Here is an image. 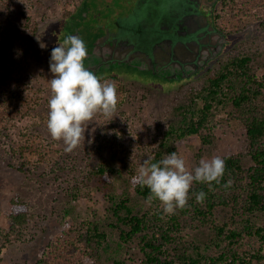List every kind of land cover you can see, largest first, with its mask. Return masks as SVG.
I'll return each mask as SVG.
<instances>
[{"label":"rangeland","instance_id":"obj_1","mask_svg":"<svg viewBox=\"0 0 264 264\" xmlns=\"http://www.w3.org/2000/svg\"><path fill=\"white\" fill-rule=\"evenodd\" d=\"M146 1H142L143 4L151 3V8L166 5V0ZM82 2L37 0L31 6L22 1L16 3L13 24L17 25L19 19H25L28 13L31 29L27 27V36L19 35L27 46V55L13 64V77L8 78V85H0L3 93L0 96L20 111L0 134V226H9L7 214L11 209L10 200L15 196H20L29 204L32 218L25 228L27 241H17L5 248L0 264H35L47 245L64 231L84 220L96 219L102 222L107 232V243L100 252L97 264H116L117 261L141 264L139 249L135 245L121 247L119 230L108 226L115 222L107 217L113 199L130 197L136 211L148 208V202L134 192L133 176L139 174V168L147 157H152L153 162L157 155L161 154L160 159H163L170 154L165 152L164 133L172 125L179 124L181 117L177 109L192 102L195 93L201 90L207 78L223 61L241 54L250 55L257 76L264 82V27L253 18L227 22L224 32L231 38L228 47L217 60L205 65L198 73L180 80L165 79L155 74V68L145 67L146 61L207 62L211 55L203 57L202 53L205 41L213 33V28L211 32L198 22V11H193L194 19L190 23L181 16L186 10L178 11L167 21L158 17L146 26H151L152 30L163 28V35L157 34L160 37L157 43L143 37L139 55L141 61L139 58L128 60L120 67L123 75L117 81H113L110 75L101 77L102 82L124 85V100L114 112L107 115L97 112L92 120L84 122V136L75 148L66 151L63 141L53 139L47 130L48 100L51 96L49 79L52 78L49 58L52 48L58 44L57 33L66 28L64 18L78 10ZM97 3V0H85L86 7H95ZM121 5L120 0H110V8L104 7L99 12L100 17L112 14V9L117 10ZM221 5L222 0L216 11ZM141 8L144 10V7ZM164 12L159 10L160 15L164 16ZM34 28H37L35 33L31 32ZM97 32L100 33L95 37L102 35L101 31ZM221 37L210 38L212 41L217 39L218 45H213L214 48L227 44L225 36ZM41 43L46 47L42 49ZM123 48L139 50L128 42ZM166 51L169 52L165 54ZM122 54L120 51L117 55ZM154 55L161 60L150 58ZM197 102L201 105L200 100ZM214 124L215 140L208 146L203 145L197 136L177 142L168 139V147L176 148L178 156L185 160L187 171L197 167L202 158H224L246 152V131L240 122L231 119L226 112H220ZM27 143L46 148V161L36 164V154L32 151L22 155L20 150ZM99 164H108L117 170L110 186H105L91 173ZM75 186L79 187L77 191ZM73 190L76 194L78 192L77 198L71 196ZM226 221L232 227L239 225L226 209H219V222ZM194 235L203 246L212 236L211 233ZM245 242L247 244L243 249L250 248L248 238ZM85 264L95 263L92 258L86 257ZM255 264L260 263L255 261Z\"/></svg>","mask_w":264,"mask_h":264},{"label":"trees","instance_id":"obj_2","mask_svg":"<svg viewBox=\"0 0 264 264\" xmlns=\"http://www.w3.org/2000/svg\"><path fill=\"white\" fill-rule=\"evenodd\" d=\"M21 1L33 5L37 0H0L2 86H7L8 78L13 77V64L27 55V46L19 35H28L31 18L27 13L25 19L13 24L16 3ZM237 18H253L264 27V0H222L215 12L216 25L225 31L226 23ZM36 31L34 28L31 32ZM252 61L247 54L223 61L195 93L192 102L177 109L181 117L179 124L172 125L164 133L165 152L172 153L176 148L168 147V139L177 142L197 136L203 145L213 144L214 122L220 112L240 122L246 131V152L224 157L226 169L220 184L213 182L210 187L194 182L186 206L171 215L164 214L161 203L149 199V189L135 183L133 178L134 192L148 202V208L136 211L130 197L113 199L107 217L115 222L108 226L119 230L121 247L135 245L139 249L141 264H255V261L261 264L264 260V82L257 76ZM115 85L117 108L126 90L122 84ZM0 95H3L1 91ZM19 112L13 103L0 96V134ZM20 151L22 155L26 151L35 153L36 164L45 162L48 156V150L40 144L27 143ZM160 155L153 162L161 160ZM91 173L105 186H110L117 170L108 164H99ZM229 179L232 186L225 189L223 185ZM78 188L75 186V190ZM75 190L71 193L73 198L79 195ZM201 190L206 198L197 202L193 193ZM10 207L9 226H0V263L5 248L17 241H27L25 228L32 218L29 204L20 196L10 200ZM222 208L239 225L232 227L230 222L220 223L219 209ZM195 233H211L212 236L203 246ZM247 238L250 248L243 249ZM106 243L107 232L102 222L84 220L50 242L35 264H85L86 257L97 264ZM116 264L126 262L117 261Z\"/></svg>","mask_w":264,"mask_h":264},{"label":"clouds","instance_id":"obj_3","mask_svg":"<svg viewBox=\"0 0 264 264\" xmlns=\"http://www.w3.org/2000/svg\"><path fill=\"white\" fill-rule=\"evenodd\" d=\"M43 49L46 47L40 44ZM87 47L77 35H67L62 43L53 47L49 58L51 96L48 100L47 130L55 140H62L66 151L77 146L84 136V122L92 120L97 112L112 113L118 103L114 83L102 82L94 72L85 67ZM226 169L225 158L214 156L201 159L191 172L186 170L185 160L176 152L158 162L152 157L143 160L139 174L133 181L150 191L149 199L158 200L164 214H174L189 200V190L194 182L220 184ZM229 179L223 187L229 189ZM197 202L206 198L204 191L193 193Z\"/></svg>","mask_w":264,"mask_h":264},{"label":"flooded vegetation","instance_id":"obj_4","mask_svg":"<svg viewBox=\"0 0 264 264\" xmlns=\"http://www.w3.org/2000/svg\"><path fill=\"white\" fill-rule=\"evenodd\" d=\"M109 1L110 0H97L99 4L97 3L95 7H92V5L86 7L85 0H83L78 10L64 18V20L66 21V28L60 33H57L56 37L57 43H62L63 39L67 35H77L78 37L83 39L86 44L88 53L87 58L84 61V65L100 78L106 75H110L113 81L119 80L118 77L120 75H123L121 72L122 69L120 70V67L128 62V60H133L135 58L140 59V49L143 48L142 42L144 41L143 37H148L147 40H151L152 42L157 43L159 41L160 37H158L157 34L162 36V31L164 29L162 28L163 30H150L149 28H147L145 31L141 32V34L133 32V30H137L139 32L140 28L138 27L141 23L148 22V20L150 21V19L155 20L158 17H162L165 21H167L168 18L174 17V15H176L178 11L182 12L183 10H186V12L181 13V16L185 21L189 23L190 20L194 19L192 14L194 13L193 11H198V22L206 29H210L211 32L213 28L211 37L213 36V38L216 37L217 39H220L222 38L221 35L225 36V42L227 44L223 43L221 44V46L216 48H214L213 45H218L217 39H213L212 41V39H210L211 37H209L205 41V48L203 49L202 53L203 57L208 56V54L209 56L211 55V58H214L215 56V59H207V64H210V62L212 63L213 61L217 60L229 45L231 39L230 35L227 32L221 30L216 25L215 21L216 7L221 0H166V5H162L161 8L154 6L151 8V3H146V5H144V0H120L122 4L120 8H118L117 10L112 9V14H108L106 17L101 18L99 12H101L104 7L110 8L108 7ZM147 1L149 2V0ZM133 2L135 3V6ZM141 7L147 8H144V11H141L142 16H139V11L142 9ZM159 10L165 11V15H160ZM106 26L108 34H111L112 37L110 39H107L104 44L101 42L96 43L100 35L98 37H95V34L100 33L97 31L101 30L104 31H101L102 34H105ZM214 33L217 36L213 35ZM126 42L132 44V46L136 47L139 50L134 51L131 48V50L133 51H130L123 48ZM100 45L103 48L98 49V46ZM105 45L107 46V48ZM169 50L173 52L171 47L169 48ZM120 51H122L123 53L121 56L117 55L118 53H120ZM168 52L169 51H166L164 53L167 54ZM150 58L158 59L159 57L158 55H154V57L152 56ZM162 61H153L150 59L145 62L147 63L145 67H148L152 70L155 68V74L158 73L161 76V74L175 73L177 68L179 70H182L187 64L186 62V64H182L184 66H181V64H178V62L176 61H174V63H171V59H169L168 63H163ZM199 63L200 62H192V64Z\"/></svg>","mask_w":264,"mask_h":264},{"label":"water","instance_id":"obj_5","mask_svg":"<svg viewBox=\"0 0 264 264\" xmlns=\"http://www.w3.org/2000/svg\"><path fill=\"white\" fill-rule=\"evenodd\" d=\"M145 9L147 8V7H144ZM148 10V9H147ZM139 11V10H138ZM141 11H144V10H140L139 11V13H140V15L139 16H142L141 15ZM151 20V19H150ZM151 23V21H149L148 20V22H143V23H141L140 25H139V27L138 28H140L139 29V32L137 31V30H133V32H137V34H141V32H143V31H145L147 28H149L150 30H152V28H151V26H146V24L147 23ZM108 26V25H107ZM107 26H106V32H105V34H102V35H100V37H98V41L96 42V43H99V42H101V43H105V41H107V39H110L111 37H112V35L111 34H108V31H107ZM102 32H104L103 30H101ZM122 34V33H121ZM102 44V45H103ZM99 45V44H98ZM106 46V45H105ZM104 46V47H105ZM99 48L98 49H100V48H103V47H101V45L100 46H98ZM106 48H107V46H106ZM163 63H168L169 62V59L168 60H163L162 61ZM171 62V61H170ZM178 64H181V66H184V65H182V64H186V62H178ZM205 65H207V63L205 62V63H199V64H192V63H188L187 62V64L185 65V67L182 69V70H179L178 68H177V70H176V72L175 73H168V74H161V76L163 77V78H165V79H170V80H180V79H184V78H187V77H190V76H192V75H194V74H196V73H198L199 71H201L204 67H205ZM154 70V69H153ZM186 76V77H185Z\"/></svg>","mask_w":264,"mask_h":264}]
</instances>
